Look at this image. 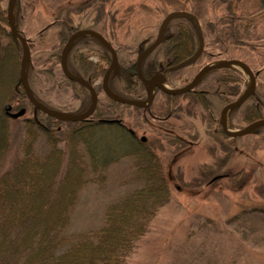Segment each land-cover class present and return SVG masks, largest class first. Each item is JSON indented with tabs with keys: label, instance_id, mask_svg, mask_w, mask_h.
<instances>
[{
	"label": "rangeland",
	"instance_id": "obj_1",
	"mask_svg": "<svg viewBox=\"0 0 264 264\" xmlns=\"http://www.w3.org/2000/svg\"><path fill=\"white\" fill-rule=\"evenodd\" d=\"M8 1L0 0L5 18ZM231 3L232 13L229 14L227 9ZM180 9L192 18L197 27V44L199 46L202 36L203 50L194 64L188 66L184 60L173 66L175 69L183 63L186 65L177 73L173 72V78L166 76L165 86L174 90L183 88L203 66L236 59L255 74V90H258L264 77V0H17L11 13L16 29L30 48L31 67L27 65L26 76L34 96L47 107L69 115L79 114L88 107L81 106L76 87L70 80L67 82L61 72L60 54L66 42L58 39V22L68 20L71 33L91 28L103 35L114 48L121 70L130 65L136 68L138 54L155 40L161 22L172 14L162 40L144 59L159 66L166 63L162 51H158L159 45L167 37H180L176 26L186 23L180 17L187 16L174 13ZM5 20L2 27L13 40ZM231 21L233 27L229 25ZM1 35L3 42L6 39H1ZM179 44L184 50L185 43L179 40ZM76 50L105 69L109 65V62H101L102 54L109 58L108 53L92 39L78 42ZM42 55L44 58L38 60ZM12 66V59L0 63V78L3 79L0 95L6 88L5 82L13 76ZM72 67L74 73L79 74L76 65ZM231 68L244 78L238 85L240 95L248 89L249 78L238 67ZM15 80L20 86L17 96H25L19 75ZM100 83L101 77L92 82L98 101L93 114L86 119L95 125L75 135L80 140L76 150L83 159L85 185L76 194L70 210L69 223L62 233L65 240L62 249L76 237L101 228L106 208L140 186L133 180L131 157L108 159L103 165L102 155H96L97 162L103 166L92 167L88 147L98 153L105 147L121 146L127 133L124 126L137 139L133 147L139 141L156 158L169 199L157 210L147 232L135 242L122 264H264V126L235 139L218 138L220 111L234 100L228 95L233 86L225 89L212 83L211 77L200 79L196 92L209 93L217 107L210 112L197 100L181 97L168 100L167 95L156 91L153 102L146 109L117 106V102L113 106L108 104ZM208 86L213 91H207ZM121 87L123 81L119 73L112 75L110 88L121 98L141 102L148 99L147 87L135 86L129 91ZM83 92L89 97L88 91ZM259 92L264 94V89ZM247 99L233 115L226 113L228 130L238 131L247 125L241 121V113L252 104L260 108L261 114L252 122L264 119V106L259 101ZM18 103L25 113L17 119L4 121L8 144L0 164V175L9 171L21 156L23 120L33 116L26 99ZM20 104H4L3 113L6 105L11 108L10 113L18 112ZM45 124L50 127L47 122ZM53 128L61 148L60 162L53 169L57 180L65 174L68 146L63 140L73 127L67 129L60 123ZM47 150L43 138L37 139L34 152L41 156Z\"/></svg>",
	"mask_w": 264,
	"mask_h": 264
},
{
	"label": "trees",
	"instance_id": "obj_2",
	"mask_svg": "<svg viewBox=\"0 0 264 264\" xmlns=\"http://www.w3.org/2000/svg\"><path fill=\"white\" fill-rule=\"evenodd\" d=\"M231 8L232 3L227 9V13H232ZM183 12L185 11L180 9L179 12L174 13ZM180 18L186 22L176 26L180 30V37H167L158 47V51H162L166 63L156 66L152 62L144 61L142 67L145 77H148L147 74H152L154 70L162 69L164 74L173 78L175 76L172 75L173 72L177 73L186 65L183 63V66L175 69L172 68L173 66L184 60L189 66L199 60L200 56L195 61L193 60L198 49L196 41L198 35L195 33L197 27L192 18ZM5 19V10L0 2V34H2L1 39H6L3 42L0 40L2 42L0 43V63L8 59L13 61V76L5 82L6 88L0 95V164L8 144L7 123L4 121L9 119L4 115L2 106L9 102L20 104L18 102L27 100L26 96H17L20 92V86H17L15 79L19 75L21 52L19 46L14 45V41L9 38L8 33H5L2 27ZM233 24L231 21L230 27H233ZM56 27L58 28V39L61 43H65L72 31L68 20L58 22ZM86 39L88 38H79L74 42L67 56V65L70 72L92 83L103 76L105 67L102 64L92 62L88 57L86 59L83 53L76 50V44ZM179 40L182 44L185 43L184 50L180 49ZM171 44L174 45L173 48ZM57 53L59 55V52ZM57 53L55 55L58 58ZM43 58L42 55L38 60ZM101 62H109L106 54H102ZM72 65H76L80 70L79 74L74 73ZM135 72V65L121 67L119 70V76L123 81L121 89L129 91L135 86H141ZM206 77H211L212 83L225 89H228L229 85L233 86L228 92L229 97L234 99L239 97L238 85L244 79L239 71L230 67L222 68L210 71L204 76V78ZM65 80L69 81L66 78ZM2 81L3 79L0 78V82ZM27 81L31 89L29 78ZM69 82L76 87V92L81 97V106L84 108L88 106L90 97L85 96L84 92L82 93L84 89L76 83ZM196 86L186 94L167 96V99L176 100L181 97L194 102L197 100L204 104L207 111H214L217 107L213 104L212 97L208 96L209 93L206 94L207 92H196ZM259 89H264V77L263 83L258 84V90H255L247 100L253 99L255 103L259 101L264 106V94H261ZM206 90L213 91L209 86L206 87ZM222 95L224 94H219V96ZM34 97L38 100L36 96ZM106 99L108 104L116 105L108 97ZM20 106L22 105L20 104ZM31 109H33L32 106ZM135 109L140 110L139 108ZM235 109L231 111L230 115L235 113ZM259 109L254 104L245 107L241 113V121L248 124L260 118ZM36 115L39 118L32 116L23 120L25 126L23 139L20 142L21 156L9 171L0 175V264H122L125 256L134 247L135 242L147 232L149 223L157 210L169 199L167 184L156 158L150 153L151 151L146 145L139 141L134 148L133 144L137 139L124 126L122 127L128 134H124L121 146L105 147L104 150H99L102 152L98 153H94L93 149L87 146L94 169L106 165L109 162L108 159L115 161L114 159L118 157H131L133 160V180L138 182L140 186L126 193L106 208L104 223L101 228L95 232L76 237V240L70 241L68 246L62 249L65 242L62 233L69 223L70 210L74 205L76 194L85 185L82 180L83 159L76 150L80 140L75 135L82 129H91L95 124H91V121L60 122L39 111L36 112ZM45 122L51 128L47 127ZM60 123H64L66 128L70 129L71 126L73 128L67 131V136L63 140L68 146L65 174L55 180L54 173L56 171L54 172L53 169L58 167L60 162L61 148L57 143L59 139L53 126ZM74 126L77 127L74 128ZM219 133V139L227 138L221 129ZM39 138H43V142L48 147L46 153L41 156L34 152V146ZM119 152L121 153L120 156L117 154ZM96 155H102L100 160L103 165L100 161L97 162Z\"/></svg>",
	"mask_w": 264,
	"mask_h": 264
},
{
	"label": "water",
	"instance_id": "obj_3",
	"mask_svg": "<svg viewBox=\"0 0 264 264\" xmlns=\"http://www.w3.org/2000/svg\"><path fill=\"white\" fill-rule=\"evenodd\" d=\"M14 2H15V0H9L8 1V5L6 8V19H7V25H8L10 34H11L14 42L18 43L21 47L19 83L22 86V89L25 93V96H26L28 102L33 107V116H35L36 112L39 111L43 114H46V115L53 117V118L60 120V121L79 122V121L88 119V117L93 114V112L96 108V105H97V101H98L97 94H96L94 88L91 86V84L87 80H84L82 78H79L77 76L70 74L66 68V58H67V55L69 53V50H70L74 40L79 38V37L89 36V37L96 39L107 50V52L110 55V64H109L108 68L106 69V71L102 77V81H101L102 91L110 100L117 102L119 104H122V105L132 106V107H136V108H146L152 102L154 89H157V90L161 91L162 93H164L166 95H170V96L182 95V94L188 92L189 90H191L199 82L201 77L204 76L206 73H208L212 70L220 69V68H225V67H229V66H236L239 69H241L249 78V87L239 98H237L233 102L228 103L227 105H225L222 108V110L220 112V125L222 128V131L226 136H228L230 138H236V137H241V136L247 135L250 132H252L253 130H255L256 128L264 126V119H261V120H257V121H254V122L248 124L247 126H245L244 128H242L241 130H238V131H229L226 127V123L224 120L226 113L230 112L231 110H233V109L239 107L241 104H243V102L250 95H252L254 90H255V76H254L253 72L251 71V69L245 63H243L240 60L233 59V60H227V61H223V62L216 63V64L206 65V66L202 67L197 72V74L192 78V80L190 81L189 84H187L183 88L175 89V90L165 88L162 85L163 78L160 74H155L149 80H146L142 76L141 63L148 56V54L162 40V35H163V32L166 28V25H167L168 21L173 17L172 14H169L161 22V24L158 28L155 40L147 48H145V50L140 52L136 58L135 64H136L137 77L145 86L148 87L149 95H148V100L146 102H138V101L118 97L108 89L107 82H108V77H109L110 73L112 71L117 73L118 68H119L116 53H115L114 49L112 48V46L109 44V42L101 34H99L96 31H93V30L83 29V30L75 31L67 39L65 46L63 48V51H62L61 59H60V68H61V72L65 78H67L68 80H70L74 83L81 85L82 87H84L85 89L88 90L90 97H91L90 106L84 113L79 114V115H67V114L59 112L57 110L46 108L43 105H41L33 97L32 93L28 87V84L26 82L25 70H26V64L30 60V50H29L26 39L24 38V36H22L17 31L16 26L14 24V21L12 18V13H11ZM178 15H183V16L188 17V15L183 14V13H179ZM202 50H203V41H202V37L200 36L199 37L198 51H197L195 57L193 58L194 61L200 55ZM10 110H11V108L9 105H6L4 107L5 115L11 119H17L18 117L23 116L25 113V109H20L18 112H15V113H10ZM129 132L132 133V131H129ZM140 140L142 142H144V138H141Z\"/></svg>",
	"mask_w": 264,
	"mask_h": 264
},
{
	"label": "flooded vegetation",
	"instance_id": "obj_4",
	"mask_svg": "<svg viewBox=\"0 0 264 264\" xmlns=\"http://www.w3.org/2000/svg\"><path fill=\"white\" fill-rule=\"evenodd\" d=\"M160 69H157V70H154L153 72H152V74H147L148 75V77L147 78H151L157 71H159Z\"/></svg>",
	"mask_w": 264,
	"mask_h": 264
},
{
	"label": "bare ground",
	"instance_id": "obj_5",
	"mask_svg": "<svg viewBox=\"0 0 264 264\" xmlns=\"http://www.w3.org/2000/svg\"><path fill=\"white\" fill-rule=\"evenodd\" d=\"M5 115V114H4ZM84 121H86V120H84Z\"/></svg>",
	"mask_w": 264,
	"mask_h": 264
}]
</instances>
